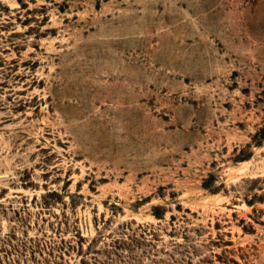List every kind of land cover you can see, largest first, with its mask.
I'll use <instances>...</instances> for the list:
<instances>
[{
  "label": "rangeland",
  "instance_id": "obj_1",
  "mask_svg": "<svg viewBox=\"0 0 264 264\" xmlns=\"http://www.w3.org/2000/svg\"><path fill=\"white\" fill-rule=\"evenodd\" d=\"M0 264H264V0H0Z\"/></svg>",
  "mask_w": 264,
  "mask_h": 264
}]
</instances>
